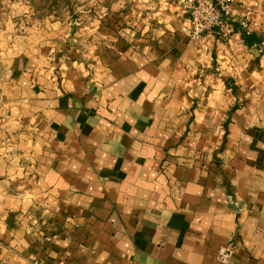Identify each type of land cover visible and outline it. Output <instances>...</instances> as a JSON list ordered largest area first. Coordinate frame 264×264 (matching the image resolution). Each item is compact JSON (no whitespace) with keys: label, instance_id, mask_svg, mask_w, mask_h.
<instances>
[{"label":"crops","instance_id":"1","mask_svg":"<svg viewBox=\"0 0 264 264\" xmlns=\"http://www.w3.org/2000/svg\"><path fill=\"white\" fill-rule=\"evenodd\" d=\"M90 5L0 39V264H264V0Z\"/></svg>","mask_w":264,"mask_h":264},{"label":"rangeland","instance_id":"2","mask_svg":"<svg viewBox=\"0 0 264 264\" xmlns=\"http://www.w3.org/2000/svg\"><path fill=\"white\" fill-rule=\"evenodd\" d=\"M97 0H0V39L7 35L27 38L33 31L65 33L78 26ZM68 2V3H67ZM28 7V9H27ZM48 21L49 23H47ZM56 27L57 30H54ZM58 27V28H57ZM5 76L0 69V78Z\"/></svg>","mask_w":264,"mask_h":264},{"label":"built area","instance_id":"3","mask_svg":"<svg viewBox=\"0 0 264 264\" xmlns=\"http://www.w3.org/2000/svg\"><path fill=\"white\" fill-rule=\"evenodd\" d=\"M244 0H179L180 7L190 19L188 36L200 39L206 34L215 33L223 41L228 38L227 21L234 18L233 8ZM234 253L231 243L221 247L216 255L219 264H229Z\"/></svg>","mask_w":264,"mask_h":264},{"label":"trees","instance_id":"4","mask_svg":"<svg viewBox=\"0 0 264 264\" xmlns=\"http://www.w3.org/2000/svg\"><path fill=\"white\" fill-rule=\"evenodd\" d=\"M67 1V0H64ZM68 3V2H67ZM246 43L249 45V40L245 38Z\"/></svg>","mask_w":264,"mask_h":264}]
</instances>
